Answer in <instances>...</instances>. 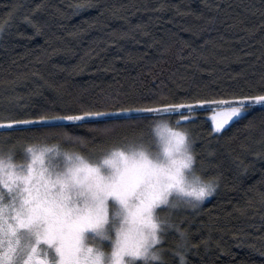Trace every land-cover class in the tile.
<instances>
[{
  "label": "trees",
  "instance_id": "trees-1",
  "mask_svg": "<svg viewBox=\"0 0 264 264\" xmlns=\"http://www.w3.org/2000/svg\"><path fill=\"white\" fill-rule=\"evenodd\" d=\"M0 25V116L70 114L81 104L103 110L92 102L112 94L121 97L107 106L112 119H125L116 107L152 106L161 94L160 102L188 103L230 92L258 94L264 87V0H0ZM204 107L183 111L191 118L179 125L178 113L149 114L114 133L69 121L61 122L60 137H29L23 126L11 133L0 129V155L11 148L21 163L29 146L80 151L64 134L104 147L101 140L109 136H152L161 121L186 128L197 168L219 184L198 209L171 216L191 237L185 264H264L261 106L218 133ZM166 238L170 249L178 233ZM172 264H179L177 255Z\"/></svg>",
  "mask_w": 264,
  "mask_h": 264
},
{
  "label": "snow or ice",
  "instance_id": "snow-or-ice-1",
  "mask_svg": "<svg viewBox=\"0 0 264 264\" xmlns=\"http://www.w3.org/2000/svg\"><path fill=\"white\" fill-rule=\"evenodd\" d=\"M2 31L3 26L0 25ZM261 79L264 80V77ZM120 99L117 95L106 94L92 102L97 108L104 106L103 110L81 104L77 111L70 114H52L43 110L29 119L0 116V129L11 133L14 128L23 126V131L29 137L33 134L60 137L65 128L61 122L69 121L88 126L94 131L114 133L124 127H134L133 122L138 124L147 120L149 114L178 113L176 123L179 125L191 118L183 115V111L195 113L197 109L207 106L211 109L212 130L218 133L233 118L243 117L258 105L264 115V87L258 89V94L230 92L220 95L218 99H194L188 103H163L160 102L164 99L161 94L152 106L116 107L115 113L124 114L125 119H112L113 112L107 106L118 104ZM145 99L148 97L141 98V101ZM102 120L106 122L101 123ZM157 133L171 158L167 165L154 162L143 151L138 155L135 150L131 155L123 151L135 144L155 151L151 134L141 131L119 138L106 137L101 140V144L106 145L104 147L81 136L64 134L66 143L79 144L81 150H63L60 145L29 146L21 163L14 162L11 148L5 147V154L0 155V264H78L76 253L81 233L104 223L109 197L125 202L137 188L144 185L137 206L138 214L143 216L157 202L165 199L168 189L182 186V168L192 163L193 155L197 163L191 133L188 131L187 138L190 150L185 145L186 138L182 133L160 124L157 125ZM113 149L115 151H111ZM176 153L181 155L177 156ZM104 165H110L115 171L105 175L101 171ZM214 179L215 192L219 178ZM183 190L195 195L197 202L188 200L175 208L167 207L168 215L164 217H171L172 210L198 209L212 195H206L203 187L197 190L193 186ZM261 200L264 201V194ZM162 211L165 209L160 207L159 212ZM172 223L187 235L183 243L185 260V253L193 247L190 234L173 220ZM167 232L166 229L165 237ZM118 243L122 250L128 247L126 238ZM176 249L177 242L166 249L165 252L171 253L166 257V264H172V256L177 255Z\"/></svg>",
  "mask_w": 264,
  "mask_h": 264
},
{
  "label": "clouds",
  "instance_id": "clouds-1",
  "mask_svg": "<svg viewBox=\"0 0 264 264\" xmlns=\"http://www.w3.org/2000/svg\"><path fill=\"white\" fill-rule=\"evenodd\" d=\"M158 124L166 125L167 128L182 133L186 138L185 145L190 150V142L187 139L188 131L169 121H161L152 126L155 151L142 148L140 144H135L132 148L126 147L123 151L129 155L134 150L137 155L143 151L154 162L163 165L169 164L171 158L165 151V143L157 133ZM111 151H115V149ZM175 155L181 154L176 153ZM101 171L108 175L115 169L111 168L110 165H104ZM182 179V186H174L168 189L165 199L157 202L143 216L138 214L137 206L140 203L144 185L137 188L125 202L115 197H109L106 201L107 217L104 223L95 228L85 229L81 233L76 253L78 264H166V249L163 247L165 230L172 228H175L178 233L176 253L179 257V264H185L183 243L187 239V235L172 223L171 217L162 216L159 209L161 205L175 208L188 200L197 202L195 195L183 190L189 187L194 186L197 190L203 187L206 189V195L212 194L215 179L205 176L197 168L194 155L192 156V163L182 168ZM125 238L128 247L122 250L118 242ZM106 242L110 245L109 247L104 246Z\"/></svg>",
  "mask_w": 264,
  "mask_h": 264
},
{
  "label": "rangeland",
  "instance_id": "rangeland-1",
  "mask_svg": "<svg viewBox=\"0 0 264 264\" xmlns=\"http://www.w3.org/2000/svg\"><path fill=\"white\" fill-rule=\"evenodd\" d=\"M203 109H209V108L204 107ZM210 110H211V109H210ZM210 117H211V115H210ZM235 119H237V118H233V120H235ZM233 120H232V121H233ZM232 121H230L227 125H225V127L228 126ZM225 127H224V128H225ZM224 128H223V129H224ZM223 129H222V130H223ZM222 130H221V131H222ZM213 194H214V192L212 193V195H213ZM212 195H210L209 197H207V198L203 201V203H204L205 201H207ZM110 203H111V201H110ZM161 207H162V208H165V209H166L165 211H167V207H166V206H161ZM173 212H174V210H172V214H171V216H173ZM167 215H168V211L165 213V216H167ZM168 232L170 233L171 236H175V235H176V230H175V228L169 229ZM167 240H168V238L165 237L164 244H163V247H164V248H165V245H166V243H167ZM104 246H105V247H109L110 245L106 242ZM53 251H54V249H53ZM165 254H166V252H165ZM57 259H58V257H57Z\"/></svg>",
  "mask_w": 264,
  "mask_h": 264
}]
</instances>
